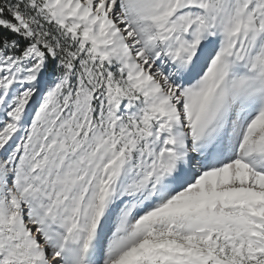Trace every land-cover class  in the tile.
<instances>
[{
  "label": "snow or ice",
  "instance_id": "1",
  "mask_svg": "<svg viewBox=\"0 0 264 264\" xmlns=\"http://www.w3.org/2000/svg\"><path fill=\"white\" fill-rule=\"evenodd\" d=\"M0 264H264V0H0Z\"/></svg>",
  "mask_w": 264,
  "mask_h": 264
}]
</instances>
